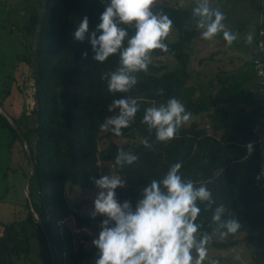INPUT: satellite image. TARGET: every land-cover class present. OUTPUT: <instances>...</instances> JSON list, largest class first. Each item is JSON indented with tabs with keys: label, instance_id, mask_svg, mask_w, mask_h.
Wrapping results in <instances>:
<instances>
[{
	"label": "trees",
	"instance_id": "obj_1",
	"mask_svg": "<svg viewBox=\"0 0 264 264\" xmlns=\"http://www.w3.org/2000/svg\"><path fill=\"white\" fill-rule=\"evenodd\" d=\"M107 3L108 0H42L36 46L32 55L25 58L30 66L36 101L30 110L36 125L26 127L27 133L34 135L33 146L28 141L34 162L28 191L34 211L26 198L24 218L0 221V264H15V257L28 255L33 238L37 240L45 264H95L98 249L84 244L75 248L74 233L65 219L72 216L76 226L91 227L101 222V216L93 218L80 213L81 202L71 207L64 191L68 182L82 189H95L93 178L101 177L99 162L102 161H109L125 182L124 187L116 189L117 198L130 200L133 207L151 180L161 179L172 164L180 162L184 178L207 181L215 200L208 211L203 210L204 205H199L202 210L197 223L202 224L201 232L213 233L209 225L215 207L220 204L235 214L240 230L249 231L264 225V188L255 180V173L264 168V154L258 142L263 125L259 121L258 101L257 106L252 104L258 98V80L252 66L257 81L253 92L238 73L229 78L218 77L216 88L194 97L193 86L189 84L192 71L188 51V45L198 32L194 26L189 30L193 8L156 1L154 10H162L172 19L174 37L164 41L168 45L167 52L154 50L152 57L169 55L176 64L151 63L146 73L138 74L139 81L130 92L113 96L101 76L115 70L118 56L98 63L92 59L89 39L86 37L80 42L73 36L85 16L89 21V35L95 31ZM260 28L264 30V18L256 27L257 33ZM129 32L132 34L133 30ZM85 51L87 58L82 56ZM161 89L163 94H157ZM122 96L137 99L140 110L133 123L122 129L121 136L106 132L109 142L99 148L100 125L106 118L107 107L113 99ZM170 98L178 99L194 117L169 143H157L153 149H146L142 140L149 137V133L147 126L141 123L144 110L153 103L157 106L166 103ZM202 113L211 120L217 117L214 123L219 128L218 135L200 125L195 116ZM12 117L17 123L18 116ZM0 127L8 129L12 137L21 142L29 165L20 136L1 114ZM122 138L125 141H115ZM154 139L153 133L151 140ZM248 143L253 144L251 154L246 147ZM120 149L138 155L139 161L119 168L115 157ZM38 218L48 234L51 250ZM233 243L210 241L208 245L222 247Z\"/></svg>",
	"mask_w": 264,
	"mask_h": 264
},
{
	"label": "clouds",
	"instance_id": "obj_2",
	"mask_svg": "<svg viewBox=\"0 0 264 264\" xmlns=\"http://www.w3.org/2000/svg\"><path fill=\"white\" fill-rule=\"evenodd\" d=\"M155 3L156 0H108L95 31L89 35V21L85 16L73 34L76 41L89 39L92 59L98 63L118 56L115 70L101 76L113 96L128 93L137 85L138 74L148 71L154 50H169L164 41L173 28V21L162 10L155 11ZM225 19L221 10L212 7L211 0H196L189 30L194 26L200 38L206 41L222 33L226 46H231L237 36L225 30ZM245 43H253L252 34L246 37ZM82 56L87 58L88 52H83ZM157 94L162 95L163 89ZM139 110L137 99L131 96L113 99L107 111L117 114L106 117L100 130L121 136L122 129L133 123ZM191 117L192 113L176 98L159 106L153 103L144 110L141 120L149 133V137L142 140L143 146L153 149L157 143H169ZM153 133L154 141L151 140ZM246 147L251 154L253 144L248 143ZM138 161V155L123 149L118 150L115 157V165L121 169ZM181 168L182 163H174L161 179L151 180L140 193L135 207L130 200L121 203L117 199L116 189L125 186L120 175L110 172L93 178L98 191L91 216L103 217L99 236L92 241L98 249L95 264H203L210 237L200 231L202 224L197 223L202 210L199 205H204L203 210L208 211L215 200L207 181L185 179ZM211 221L209 227L221 236L241 229L235 214L223 204L215 207Z\"/></svg>",
	"mask_w": 264,
	"mask_h": 264
},
{
	"label": "rangeland",
	"instance_id": "obj_3",
	"mask_svg": "<svg viewBox=\"0 0 264 264\" xmlns=\"http://www.w3.org/2000/svg\"><path fill=\"white\" fill-rule=\"evenodd\" d=\"M156 1L186 8H193L196 3V0ZM211 5L225 14L226 19L223 21L225 30L236 34L238 40L242 36L236 32L239 27L238 23H244L250 32L254 29L256 35L258 24L254 18L259 13L264 14V0H211ZM42 6V0H0V102L9 115L18 116L17 123L31 146L34 144V135H29L26 127L31 128L36 125V118L30 113L36 101L33 98L30 66L25 58L32 55L36 46ZM173 37L174 30L172 29L168 38L173 39ZM221 37L223 38V35ZM223 42H225L224 39ZM215 43V40L204 41L198 38L188 45L191 55L189 69L192 71V79L189 84L192 86L191 81L194 80L195 83H198L204 79L200 67L202 48L213 46ZM254 46L255 52L256 45ZM160 61L169 66L176 64L175 59L169 55L160 58L152 57V63L157 64ZM256 99L258 101V98ZM115 114L117 113L107 112L106 117ZM195 118H198L200 125H205L203 120L207 121L205 115H198ZM105 133L101 131L99 148L106 146L109 142ZM115 141L123 142L125 139H115ZM99 164L101 176L108 175L110 172L117 174L109 161H102ZM28 168L29 165L21 142L14 139L8 129L0 127V221L13 222L25 217L27 211L24 204L27 197L24 183ZM97 191V188L82 189L68 182L65 185L64 194L71 207L81 202L82 205L78 211L91 215L94 211ZM117 199L121 203L123 202L121 199ZM102 219L103 217H101V221ZM65 222L71 230L76 226L72 216L65 219ZM100 223L86 227L85 230L78 233L72 231L74 247L77 248L80 244H84L86 247L94 246L92 241L99 236ZM256 231L259 234L255 237H252L248 230H239L235 234L226 236L217 233L209 234L210 241L226 243L234 241V243L222 247L207 245V258L203 264H264V240H258L264 233V225L256 228ZM96 255L98 256V252ZM42 257L37 240L33 238L29 254L20 257L15 264H42Z\"/></svg>",
	"mask_w": 264,
	"mask_h": 264
},
{
	"label": "crops",
	"instance_id": "obj_4",
	"mask_svg": "<svg viewBox=\"0 0 264 264\" xmlns=\"http://www.w3.org/2000/svg\"><path fill=\"white\" fill-rule=\"evenodd\" d=\"M215 5V4H214ZM264 14L259 13L257 17L254 18V21H257V24L263 20ZM239 27H237V33L239 32L241 38L236 39L231 46H226V42H223V38L221 37L222 33L217 35L213 40L216 41L213 46H204L202 48V61H201V73H203V80L201 82L195 83V81H191L193 84L192 87V95L194 97H198L200 94L204 95L209 91L216 88V83L218 77L229 78L233 74L240 73V77L243 78L250 87V91H254L257 81L254 77V73L252 71L250 65V57L254 54L255 44L254 37L255 31L254 29L250 32L246 29L244 23H238ZM257 27V26H256ZM252 34L253 43L246 44V37ZM200 38V32L198 31L193 40H197ZM192 40V41H193ZM222 40V41H221ZM205 41V40H204ZM212 41V40H211ZM223 42V43H222ZM222 53V54H221ZM247 63V64H246ZM197 81V80H196ZM201 88V89H200ZM201 90V91H200ZM256 98L253 100L252 104H256ZM200 115H205L207 121L204 126L209 133L218 135L219 128L214 123L217 117L212 118V120L206 115V113H202ZM198 120V118H197ZM258 229V228H257ZM249 233L252 237L258 236L259 232L256 229L249 230ZM261 232V231H260ZM258 239V238H257ZM264 240V233L259 237V241ZM20 258H14V263ZM42 264H45L44 258L41 260Z\"/></svg>",
	"mask_w": 264,
	"mask_h": 264
},
{
	"label": "built area",
	"instance_id": "obj_5",
	"mask_svg": "<svg viewBox=\"0 0 264 264\" xmlns=\"http://www.w3.org/2000/svg\"><path fill=\"white\" fill-rule=\"evenodd\" d=\"M264 30L260 28L257 33L256 50L251 57V66L258 80L257 93H258V106L260 108L259 121L263 125V130L258 138L261 147V154H264ZM264 168L255 173V180L260 188H264ZM86 227L74 226L75 233L85 230Z\"/></svg>",
	"mask_w": 264,
	"mask_h": 264
},
{
	"label": "water",
	"instance_id": "obj_6",
	"mask_svg": "<svg viewBox=\"0 0 264 264\" xmlns=\"http://www.w3.org/2000/svg\"><path fill=\"white\" fill-rule=\"evenodd\" d=\"M0 114L3 115L7 119V121L9 122V124L15 129V131L20 136V138L22 140V143L24 145V148L27 151V155H28V157L30 159V164H29L28 172L26 173V177H25L24 189H25V192H26V197H27V199L29 201V205H30L32 211H34V208L32 206V202H31V198H30V194H29V191H28L29 178H30V176H31V174L33 172V169H34V162L32 161V153H31L30 146L28 144L27 139L23 135L20 127L18 126V124L15 122V120L13 119V117L7 113V111L4 109V107L1 104H0ZM38 222L40 223V225H41V227H42V229H43V231L45 233V236H46L47 241H48V244H49V248L51 250V243L49 241L48 234L45 232V228H44L43 222L39 218H38Z\"/></svg>",
	"mask_w": 264,
	"mask_h": 264
}]
</instances>
